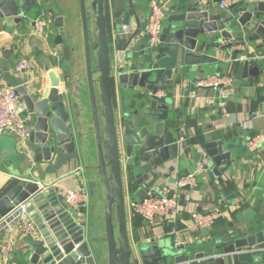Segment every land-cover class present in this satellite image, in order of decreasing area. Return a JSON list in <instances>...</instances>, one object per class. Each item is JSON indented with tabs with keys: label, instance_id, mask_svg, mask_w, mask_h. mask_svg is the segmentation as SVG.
<instances>
[{
	"label": "water",
	"instance_id": "1",
	"mask_svg": "<svg viewBox=\"0 0 264 264\" xmlns=\"http://www.w3.org/2000/svg\"><path fill=\"white\" fill-rule=\"evenodd\" d=\"M153 1L163 14L156 50L148 49L144 39ZM221 1L0 0V19H10V28L30 30L36 13L51 22L43 64L46 75L25 82L27 74L19 73L17 90L31 135L25 143L14 138L7 144L0 142V156L6 162L1 171L10 176L0 179V220L20 202L29 204L28 212L39 230L37 238L26 239L32 264H184L191 260L189 247L171 245L164 238L140 242L134 260L120 147L130 160L132 191L148 178H166L181 166L199 169L195 176L203 172L214 179L234 163L221 139L199 136L189 141L173 116L177 79L217 59L213 52L236 56L233 61L242 79L252 80L264 72V0H235L225 8L220 7ZM51 47H59V57ZM170 57L174 65L162 64ZM55 65L61 67L59 74L48 69ZM115 100L117 105L121 102L119 108ZM90 144L94 166L87 165ZM77 148L86 164V191L92 200L82 213L68 207L59 188L44 184L36 172L54 168ZM93 172L99 192L90 179ZM93 193L101 198L99 211ZM218 249L239 262L261 264L264 230L232 238ZM214 264H225L223 256H217Z\"/></svg>",
	"mask_w": 264,
	"mask_h": 264
},
{
	"label": "crops",
	"instance_id": "2",
	"mask_svg": "<svg viewBox=\"0 0 264 264\" xmlns=\"http://www.w3.org/2000/svg\"><path fill=\"white\" fill-rule=\"evenodd\" d=\"M38 13L35 14V16ZM33 15V13H32ZM31 15V16H32ZM34 16V17H35ZM33 17V18H34ZM7 24L6 28H3ZM29 21L26 23L28 27ZM0 71L2 80L5 84L18 86L19 73L14 70L15 64L21 57H27L33 64L31 72L25 75V82L28 80L46 75V69L43 67L45 63L46 49L49 46V38L51 37V26L49 28L48 37L32 38L28 36L30 30H22V28L13 29L10 19H0ZM52 50L59 47H51ZM213 55L217 57L205 65L197 68L189 69L185 75L189 78L190 88L199 78L212 74L220 73L230 75L234 78L235 93L226 99V109L229 116L225 117L214 106L209 107L204 102L203 105L196 103L199 98L205 100L207 96L213 93L212 88H201L198 90L197 98L179 99L178 87L181 80L178 78L174 89L176 110L173 112L175 121L180 124V129L189 141H194L201 136L207 139H221L226 145L227 150L231 151V158L234 163L228 167L224 174L214 179H209L203 172L196 176V185L190 189V201L184 203L182 201L183 210L176 223L170 224L161 220L155 221L153 224L145 222L139 215H136L127 209V203L132 200L139 199L143 194L150 190H159L163 185H173L176 178L191 173V171H199L194 167L181 166L176 171H172L171 175L159 180H150L142 182L132 191L131 181L129 180L128 170L122 162V178L125 188L126 198V219L129 241L131 243L147 242L151 238H165L171 236L172 232L178 231L183 237L180 243L185 247H189L191 252V260L184 264H204L207 260H212V255H222L225 264H248L239 262L231 255H223L222 249L218 246L224 245L231 238H238L240 235H248L257 231L264 230V149L257 155L255 152H249L245 147V141L252 135L264 132V79L262 86H259L262 81L259 74L253 77L252 80L242 79L240 70L237 69V64L233 61L236 56H226L225 52ZM77 58L75 61L79 63ZM162 64L174 65L173 57L162 60ZM264 62L261 63V66ZM54 70L56 74L61 72L60 65L48 68ZM238 77V79H237ZM185 79V78H183ZM240 79V80H239ZM118 108L122 105L115 100ZM12 138L18 139L9 133L0 134V142L7 144ZM88 166L96 164L95 152L93 144L89 147ZM79 148L72 154H65L62 160L57 163L54 168L41 171L36 170L40 178H43L44 184H52L57 186L60 192L68 189L83 188L87 195V208L82 209V212H87L89 204L92 202L90 193L86 191V173L84 165L85 161L81 157ZM6 163L0 156V179L3 182L9 175L6 176L1 171V167ZM93 171V169H92ZM94 172L92 173V176ZM90 179L93 181V177ZM152 187L149 188V186ZM149 188V189H148ZM133 194L135 199L131 198ZM94 195V193H93ZM95 211H99L102 206L101 198H95ZM90 202V203H89ZM214 208H220L224 215L212 227L205 230H197L189 220V211L196 209L199 211H211ZM101 210V209H100ZM100 213H96L98 216ZM101 217V215H100ZM99 219V218H98ZM226 224H233V227L225 228ZM137 231V237H134V232ZM98 235L103 236V231L99 229ZM243 236V235H242ZM241 236V237H242ZM28 237L17 236L12 240V248L9 253L10 261L20 264H32L30 262V252H26V239ZM137 243V244H138ZM174 244V241H173ZM133 248V247H132ZM249 247L243 248L246 250ZM134 252V260L137 261V251ZM195 253H203V256L195 257ZM252 257L260 255L252 254ZM233 260L228 262L227 258ZM261 257V256H260ZM0 264H4V260L0 257ZM40 264V262H38ZM261 264H264L261 263Z\"/></svg>",
	"mask_w": 264,
	"mask_h": 264
},
{
	"label": "built area",
	"instance_id": "3",
	"mask_svg": "<svg viewBox=\"0 0 264 264\" xmlns=\"http://www.w3.org/2000/svg\"><path fill=\"white\" fill-rule=\"evenodd\" d=\"M235 0H222L220 7L225 8ZM163 14L161 8L153 1L151 3V15L144 32L145 44L148 49L156 50L161 44ZM50 20L46 16H36L33 18V25L30 35L35 38L48 37ZM52 54L59 57L60 49L52 50ZM33 64L27 57H21L15 64L14 70L17 73H29ZM187 79H182L178 87L179 99L197 98L198 90L201 88H212L213 93L204 100L209 107L214 106V110L228 117L226 109V99L235 93L234 78L230 75L212 73L203 76L194 82L193 87H189ZM32 132L25 115V104L17 90V86L5 84L0 71V134L9 133L14 135L19 142L25 143ZM245 147L249 152L257 155L264 149V132L248 137ZM196 185V176L188 173L185 176L176 178L173 185H163L160 192L155 190L147 191L139 199L127 203V209L134 214H138L145 222L153 224L161 220L167 223H176L183 209L182 201H190V189ZM63 194V200L68 207L82 213L86 208L88 199L83 188L68 189ZM29 204L26 201L20 202L0 220V257L4 264H20L10 261L9 253L12 248V240L17 236H24L35 239L39 235V230L32 215L28 212ZM186 211V210H185ZM224 215L220 208L211 211H199L196 209L189 211L191 225L197 230H205L212 227ZM174 244L184 243L183 237L176 230L172 232ZM79 244H76L77 247ZM246 248V247H244ZM246 250H249L248 248ZM251 250V249H250ZM212 257H217L213 254Z\"/></svg>",
	"mask_w": 264,
	"mask_h": 264
},
{
	"label": "rangeland",
	"instance_id": "4",
	"mask_svg": "<svg viewBox=\"0 0 264 264\" xmlns=\"http://www.w3.org/2000/svg\"><path fill=\"white\" fill-rule=\"evenodd\" d=\"M90 21H91V19H90V17H89V14H88V17H87V25H88V30H90V25H91V23H90ZM76 26H77V32H78V36L80 37L81 36V39H82V29H81V21L79 20V16H77L76 17ZM28 36H30V33L28 32ZM191 76H189V75H186L184 78L185 79H187L188 81H190L189 80V78H190ZM260 78H261V80L260 81H262L261 82V84L259 83V86L261 87L262 86V83H263V80L262 79H264V72L262 73V75L260 76ZM237 79H238V77H237ZM240 80V79H239ZM196 103H199V104H201V105H203L204 104V100L202 99V98H199V100L198 101H196ZM191 173H195V171H191ZM95 174V173H94ZM93 177V181H95L96 183L98 182L96 179V175H93L92 176ZM94 187H96V189H97V191L99 192L100 191V188H99V186H98V183L94 186ZM95 189V190H96ZM158 192H160V189L159 190H157ZM131 195V198L132 199H135L136 198V196L135 195H133V194H130ZM99 217H100V214H99ZM168 243H170L171 245H173V241H172V238H171V236H165V238H164ZM138 243V241L136 242V243H131V246L133 247V250L135 251H137V253H139V243ZM227 261L230 263V262H232L233 260H231L230 259V257L229 258H227Z\"/></svg>",
	"mask_w": 264,
	"mask_h": 264
},
{
	"label": "trees",
	"instance_id": "5",
	"mask_svg": "<svg viewBox=\"0 0 264 264\" xmlns=\"http://www.w3.org/2000/svg\"><path fill=\"white\" fill-rule=\"evenodd\" d=\"M171 224H173V223H171ZM227 227H233V224H226L225 225V228H227ZM237 235H240V237H241L242 235L244 236V233L243 234H236L235 236H237ZM134 237H136V240L138 239V237H137V231L136 230L134 232ZM204 264H213V262H212V260H207Z\"/></svg>",
	"mask_w": 264,
	"mask_h": 264
},
{
	"label": "flooded vegetation",
	"instance_id": "6",
	"mask_svg": "<svg viewBox=\"0 0 264 264\" xmlns=\"http://www.w3.org/2000/svg\"><path fill=\"white\" fill-rule=\"evenodd\" d=\"M120 153H121V160H122V162L123 163H125L126 164V166L127 165H130V160H128L127 158H126V154H125V150H124V148H121L120 147Z\"/></svg>",
	"mask_w": 264,
	"mask_h": 264
}]
</instances>
